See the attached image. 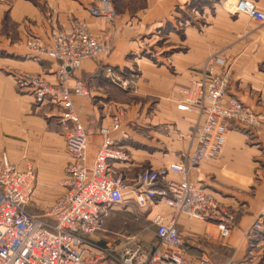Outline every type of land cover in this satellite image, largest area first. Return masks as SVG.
Masks as SVG:
<instances>
[{"label": "crops", "instance_id": "0c3cea01", "mask_svg": "<svg viewBox=\"0 0 264 264\" xmlns=\"http://www.w3.org/2000/svg\"><path fill=\"white\" fill-rule=\"evenodd\" d=\"M114 1L119 17L109 22L92 9L91 0H0V154L13 163L33 164L37 203L51 204L63 194L70 156L59 124L62 108L49 99L36 103L16 76L39 75L55 83L59 62L32 50L29 43L36 39L42 47L51 46L52 31L69 29L73 20L85 22L93 36L111 45L108 53L82 61L68 79L70 87L81 79L90 93L72 96L87 132L88 164L100 148V128L110 127L117 117L119 128L110 134L128 159L113 162L110 170L126 184L144 167L163 169L193 149L189 134L197 116L178 111L176 103L179 90L214 57L217 69H231L226 97L240 100L260 122L254 128L231 122L219 155L189 172V179L206 188L233 221L229 236L222 239L216 222L180 216L181 251L192 259L207 256L212 264H264V234L246 236L255 221L264 224V23L201 6L199 18H194L201 25L184 24L180 33L175 27L178 21L186 23L184 17L178 19L191 0H139L142 6L133 9L125 5L127 0ZM250 1L264 12V0ZM179 44L186 48L176 50ZM107 67L132 76L133 87L113 84ZM169 178L177 175L168 173ZM133 203L127 193L116 207L128 211ZM116 207L107 209L101 229L90 235L93 241L113 244L99 238L103 233L126 237L107 224ZM143 208L154 228L171 218V209L159 199Z\"/></svg>", "mask_w": 264, "mask_h": 264}, {"label": "built area", "instance_id": "2783aa9c", "mask_svg": "<svg viewBox=\"0 0 264 264\" xmlns=\"http://www.w3.org/2000/svg\"><path fill=\"white\" fill-rule=\"evenodd\" d=\"M91 1L109 22L118 17L112 0ZM229 13L244 14L264 23V12L250 0H235ZM51 40L49 47H42L36 39L29 46L59 62L56 82L30 74H19L16 81L31 92L36 103L49 99L62 108L59 124L70 156L61 182L64 192L42 215L31 214L27 206L36 186L34 166L25 160L22 164L13 163L5 153L0 154V264H212L207 256L192 259L182 253L177 219L185 216L214 221L220 238L230 234L232 215L206 188L189 179L191 170L219 155L231 122L249 128L260 122L258 115L240 100L226 97L230 66L217 69V60L212 57L202 65L199 75L179 90L176 109L197 116L189 134L193 149L163 169L144 167L132 184H126L110 170L113 162L128 159L110 134L119 128V119L114 117L110 127L100 128L102 142L93 162L88 164L87 132L72 96L87 97L89 89L81 79H76L72 87L68 85L71 70L86 59L108 53L110 43L93 36L87 24L79 20H73L69 29L53 30ZM106 76L125 90L134 85L132 76L111 67L106 68ZM168 173L177 178L165 179ZM127 193L132 194L139 207H148L159 199L171 209L167 223H155L158 243L149 252L139 245L112 247L89 239L101 229L107 209L123 204ZM258 233L264 234V224L255 221L246 236Z\"/></svg>", "mask_w": 264, "mask_h": 264}, {"label": "rangeland", "instance_id": "374dc122", "mask_svg": "<svg viewBox=\"0 0 264 264\" xmlns=\"http://www.w3.org/2000/svg\"><path fill=\"white\" fill-rule=\"evenodd\" d=\"M112 1H113V6L117 12V16L119 17V12L115 5V1L114 0ZM234 2L235 0H191L188 3V6H186V9H185L186 14L185 13L180 14L179 15L180 17L178 19L180 20L182 17H184L185 18L184 22L186 23L181 22V24H179L180 22L178 21L177 27H175L176 28L175 30L176 32L178 31L182 33L183 30L185 29L184 24L188 26L190 24H193L196 27H199L201 24H199L198 21H196L198 19L195 20L194 18H199V8L201 6L209 7L210 5L211 6L213 5L214 8L219 7L220 9H223L225 12L230 14L229 9L234 4ZM124 3L125 5H129L132 9L137 8L138 6H142V3H139V0H127ZM91 5H92L91 6L92 9L97 13L98 12L97 7L92 3V1H91ZM97 14L101 15L99 12ZM185 48H186V44L185 45L179 44L176 50L185 49ZM25 161H28V160H25ZM28 162L33 166V164L30 161ZM35 171L37 172L36 169ZM223 174L226 175V173L224 172ZM53 203L54 201L51 204L37 203L35 201V195H34L27 206V210L31 214L42 215L45 209L50 207ZM146 212H147V209L141 208L137 206L135 203H133V205L130 206V210L128 211L126 210L125 206L116 207L115 209L110 211V214H109L110 217L107 221V224L109 225L110 229H112L113 231L117 233L125 234L126 237L116 236L113 239V233L112 234L103 233L105 236H99V238L101 240H105V242H109V241L112 242L113 243L111 244L112 247L119 246L120 245L119 243L121 242V246L123 247H134L136 245H139L146 252H149L151 249L157 246L158 242H157V238L155 235V228L152 225H150L149 222L146 221L145 219ZM136 234H139V236H136L133 239L132 237L135 236ZM89 239L93 240L92 238H89ZM113 240H116V241H113ZM102 245H104V243Z\"/></svg>", "mask_w": 264, "mask_h": 264}]
</instances>
